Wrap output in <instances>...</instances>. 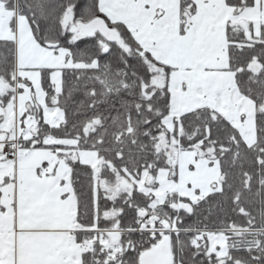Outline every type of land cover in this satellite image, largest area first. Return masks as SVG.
<instances>
[{"label":"snow or ice","instance_id":"obj_1","mask_svg":"<svg viewBox=\"0 0 264 264\" xmlns=\"http://www.w3.org/2000/svg\"><path fill=\"white\" fill-rule=\"evenodd\" d=\"M0 264H264V0H0Z\"/></svg>","mask_w":264,"mask_h":264}]
</instances>
